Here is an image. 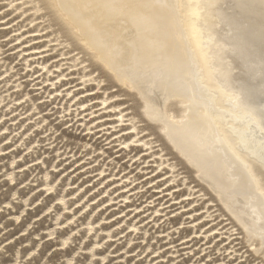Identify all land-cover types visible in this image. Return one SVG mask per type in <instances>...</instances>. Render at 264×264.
Listing matches in <instances>:
<instances>
[{
	"label": "rangeland",
	"instance_id": "374dc122",
	"mask_svg": "<svg viewBox=\"0 0 264 264\" xmlns=\"http://www.w3.org/2000/svg\"><path fill=\"white\" fill-rule=\"evenodd\" d=\"M48 4L0 0V264H264L139 92Z\"/></svg>",
	"mask_w": 264,
	"mask_h": 264
},
{
	"label": "bare ground",
	"instance_id": "6f19581e",
	"mask_svg": "<svg viewBox=\"0 0 264 264\" xmlns=\"http://www.w3.org/2000/svg\"><path fill=\"white\" fill-rule=\"evenodd\" d=\"M47 1L264 247V0Z\"/></svg>",
	"mask_w": 264,
	"mask_h": 264
}]
</instances>
